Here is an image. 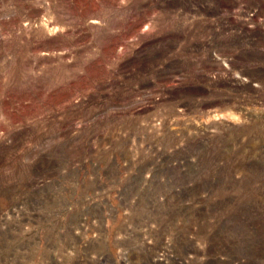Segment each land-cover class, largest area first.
Returning <instances> with one entry per match:
<instances>
[{"label": "rangeland", "instance_id": "374dc122", "mask_svg": "<svg viewBox=\"0 0 264 264\" xmlns=\"http://www.w3.org/2000/svg\"><path fill=\"white\" fill-rule=\"evenodd\" d=\"M0 264H264V0H0Z\"/></svg>", "mask_w": 264, "mask_h": 264}]
</instances>
